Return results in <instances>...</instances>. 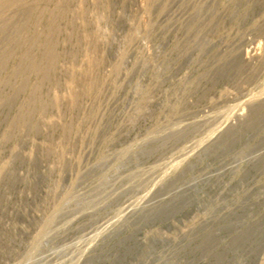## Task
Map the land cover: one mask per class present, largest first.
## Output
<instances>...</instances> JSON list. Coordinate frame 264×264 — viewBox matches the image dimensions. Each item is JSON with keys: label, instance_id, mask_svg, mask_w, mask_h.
I'll list each match as a JSON object with an SVG mask.
<instances>
[{"label": "rangeland", "instance_id": "rangeland-1", "mask_svg": "<svg viewBox=\"0 0 264 264\" xmlns=\"http://www.w3.org/2000/svg\"><path fill=\"white\" fill-rule=\"evenodd\" d=\"M0 264H264V0H0Z\"/></svg>", "mask_w": 264, "mask_h": 264}]
</instances>
